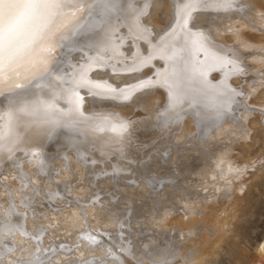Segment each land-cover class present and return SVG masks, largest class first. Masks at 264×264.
<instances>
[{"label": "bare ground", "instance_id": "obj_1", "mask_svg": "<svg viewBox=\"0 0 264 264\" xmlns=\"http://www.w3.org/2000/svg\"><path fill=\"white\" fill-rule=\"evenodd\" d=\"M259 1L107 0L57 34L46 71L0 90V264H210L236 245L229 146L256 125L244 93L264 97Z\"/></svg>", "mask_w": 264, "mask_h": 264}, {"label": "rangeland", "instance_id": "obj_2", "mask_svg": "<svg viewBox=\"0 0 264 264\" xmlns=\"http://www.w3.org/2000/svg\"><path fill=\"white\" fill-rule=\"evenodd\" d=\"M259 7L262 10H264V1H259ZM251 35L253 37H254V35L257 36V37H255L256 42H258V43L262 42L264 44V37H263L264 32L254 31V34L252 33ZM110 41L117 45V43L114 42L115 40H110ZM261 89H264V87ZM258 91L259 90L256 91L257 93H254L255 91L254 92L252 91L251 93H249V92L244 93L245 94L244 101H249L252 104V105L246 104L244 102V106H246V109L251 111L250 115H249L250 119L249 118L248 119L250 121L252 119L256 120L255 121L256 125H253L252 129L248 132L247 135H245V137L238 139L235 143L232 144V146H229L230 155L232 157H234L231 161V166L233 167V169L236 168V170H238V172L240 171L238 173V176L234 177V180L237 183V195L240 199L239 200L240 201L239 203L241 204L240 207H242V208H240L242 210L240 213V218H239V220L241 221V222L239 221L240 226L238 225V227L236 229V231L239 235V237L237 239L238 241L236 242V245L235 244L233 245L234 239H235V237H233V239L230 240L229 245L223 247V251L220 253V255L215 260V262L213 260V262H210V264H264V252L260 253L258 250L264 246V97L259 98L262 95L259 94ZM250 94H251V96H250ZM248 95L252 98H250ZM238 98L239 97L237 96L236 99L238 100ZM242 103H243V101H242ZM253 105H256V106H253ZM233 107H234V105H232V108ZM239 109H241V107ZM21 111H22V108H19V110L17 112H15L13 115H14V117L18 116L17 117L18 119H21L22 121H24L25 119L21 115ZM47 113H50V110H47ZM7 114H9V113H7ZM251 114H252V116H251ZM252 117H254V118H252ZM3 123H4V121H3ZM93 131H94V129H93ZM3 139H4V136L1 134L0 135V153L1 154L3 153V151H5V149H8V146L5 147V140L3 141ZM189 144L190 143L180 142L179 145H181V147H179V149H178L179 152L183 153L188 148ZM92 149L95 150L94 147H92ZM22 152H23V150H22ZM144 158H142V159H144ZM143 161L146 162V160H143ZM0 181H1V184H3V185L8 184L7 181H2L1 179H0ZM55 182L56 181H54V184H58V185L62 184L59 181L56 183ZM31 183L34 185L35 189L41 187V184L38 185L34 182H31ZM107 192H108L107 194H109V195H111L110 193H112V191L110 192L108 190H107ZM162 192L163 191H158L156 194H151V196H149V198L150 199L152 198V200H150V199L149 200L151 202L154 200H160L161 199L160 197L162 196ZM23 194H25V195L23 196ZM23 194L20 197H18V199H20V201H25V199L29 200V198H26V197L31 195L30 191L27 190ZM15 195H14V197H11L10 199L14 200ZM146 196H148V194H146ZM6 197H8V196L6 195ZM221 197L224 198L222 200L223 204L224 203L226 204L227 202H229L233 198V196L231 198H228V195H225V194L222 195ZM16 198H17V196H16ZM67 199L76 201L74 199V197H72L71 195L70 196L68 195ZM119 201L118 202L120 204L119 203H112L111 206H116V204L118 206V204H119L118 208L120 210L124 209V208H128V209L133 208V206L128 205V202H126L124 199L120 198ZM145 201L148 202V200H145ZM34 203L35 202H33L31 204H34ZM55 204L58 205V202H55V203L53 202V205H55ZM64 204H66V201ZM72 204H73V202H72ZM140 204H141L140 201L135 202V205H137V206H139ZM12 208H14L15 212L22 213V215L25 213L24 209L18 210V208L14 207V206H12ZM2 211L3 210L0 211V224H3V223L7 224L9 222V219H7L5 217L4 212L5 211L7 212L8 209L4 210L3 212ZM39 225H40V227H49V225H47L45 223L39 224ZM132 227L134 228L135 225H132ZM87 228L89 229V232L91 231L92 233H95L90 229L91 228L90 226L89 227L87 226ZM97 234L99 235L100 241H99V239L97 241L94 240L95 246H97L98 244L103 243V242L105 244H111L112 243L110 238L107 235H104L102 233H97ZM5 236H2V234H0V237H4V239L10 238L9 242L10 243L13 242L11 239V237L13 238V236H11V237L10 236L5 237ZM41 239H43V238L41 237ZM36 241L38 243L40 241L39 238L36 239ZM75 245L76 244H73V246H75ZM75 251H76V249H75ZM41 253H43V252H41ZM10 256L13 257L16 261L13 260V258L10 259L9 261H8V259H6L5 262L7 264H16L18 261L20 262L21 260L24 262V261H26V259L32 261V259H30L28 257H25L22 259L18 258L13 253L10 254ZM69 258H71V260L69 261L68 264H80L83 261H85V260H79L76 256H74L72 254L69 255ZM54 260L55 259L53 258V261ZM89 261H90V259H89ZM77 262H79V263H77ZM20 263H22V262H20ZM48 263L53 264L52 261H49Z\"/></svg>", "mask_w": 264, "mask_h": 264}, {"label": "snow or ice", "instance_id": "obj_3", "mask_svg": "<svg viewBox=\"0 0 264 264\" xmlns=\"http://www.w3.org/2000/svg\"><path fill=\"white\" fill-rule=\"evenodd\" d=\"M107 0H0V90L47 70L62 29Z\"/></svg>", "mask_w": 264, "mask_h": 264}]
</instances>
